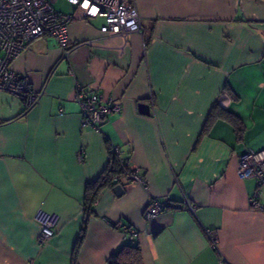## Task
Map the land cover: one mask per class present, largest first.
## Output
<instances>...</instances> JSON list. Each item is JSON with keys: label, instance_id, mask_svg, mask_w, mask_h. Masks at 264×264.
Here are the masks:
<instances>
[{"label": "crops", "instance_id": "1", "mask_svg": "<svg viewBox=\"0 0 264 264\" xmlns=\"http://www.w3.org/2000/svg\"><path fill=\"white\" fill-rule=\"evenodd\" d=\"M133 1L140 32L106 43L103 17L70 5L55 9L73 16L67 54L46 35L13 58L41 96L0 92V264H108L130 240L142 264H264V184L252 207L257 181L237 168L264 149V0ZM78 86L120 103L100 132L82 125ZM111 145L142 182L102 188L87 210ZM151 199L171 205L144 220ZM38 210L57 215L42 244Z\"/></svg>", "mask_w": 264, "mask_h": 264}, {"label": "built area", "instance_id": "2", "mask_svg": "<svg viewBox=\"0 0 264 264\" xmlns=\"http://www.w3.org/2000/svg\"><path fill=\"white\" fill-rule=\"evenodd\" d=\"M54 0H0V92L8 93L26 105L35 104L41 91L32 89L25 76L16 73L11 62L34 38L52 36L68 53L67 23L72 19L71 14L56 11L52 7ZM74 6L83 17H103L104 23L100 28L103 40L110 43L113 39L126 36L129 33L142 30L137 6L133 0H65ZM75 98L80 105L82 125L100 132L106 116L118 111L120 103L104 98L99 93H86L81 86L76 87ZM112 155L122 161L120 151L116 145H111ZM237 168L240 177L254 178L257 188L249 204L261 208L258 201L260 185L264 184V149H248L238 156ZM125 177L142 182L137 173L125 172ZM171 204L151 199L143 211L144 220H150ZM178 207L192 205L188 200ZM38 224L36 241L40 244L48 240L53 234L57 222L55 213L38 210L34 216ZM212 244L217 237L210 234Z\"/></svg>", "mask_w": 264, "mask_h": 264}, {"label": "trees", "instance_id": "3", "mask_svg": "<svg viewBox=\"0 0 264 264\" xmlns=\"http://www.w3.org/2000/svg\"><path fill=\"white\" fill-rule=\"evenodd\" d=\"M28 106V105H27ZM31 106V105H30ZM230 115V113H229ZM231 116V120L237 131L240 130L239 120L235 116ZM110 160L100 177L92 184L88 185L87 193L84 201V208L90 210L92 203L97 198L99 191L104 187H113L121 182V179L125 177V172H131L127 164L125 157L121 159L115 155H112L111 146ZM167 208V207H166ZM165 208V209H166ZM128 230V229H127ZM108 264H142V253L140 246L134 240L123 242L108 258Z\"/></svg>", "mask_w": 264, "mask_h": 264}, {"label": "water", "instance_id": "4", "mask_svg": "<svg viewBox=\"0 0 264 264\" xmlns=\"http://www.w3.org/2000/svg\"><path fill=\"white\" fill-rule=\"evenodd\" d=\"M140 109L142 112L147 113L148 112V105L145 103H140ZM112 190L117 196L123 194V192H124V188H123L122 184H120V183L114 185L112 187Z\"/></svg>", "mask_w": 264, "mask_h": 264}, {"label": "rangeland", "instance_id": "5", "mask_svg": "<svg viewBox=\"0 0 264 264\" xmlns=\"http://www.w3.org/2000/svg\"><path fill=\"white\" fill-rule=\"evenodd\" d=\"M71 4H69L68 2H66L65 0H59L57 4L53 5L54 9H61L64 10L66 8H69Z\"/></svg>", "mask_w": 264, "mask_h": 264}]
</instances>
